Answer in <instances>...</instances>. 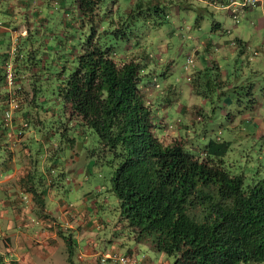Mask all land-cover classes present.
Masks as SVG:
<instances>
[{
	"label": "trees",
	"instance_id": "16d2710c",
	"mask_svg": "<svg viewBox=\"0 0 264 264\" xmlns=\"http://www.w3.org/2000/svg\"><path fill=\"white\" fill-rule=\"evenodd\" d=\"M105 3L104 0H71L69 7L65 6V0L38 3L40 11L45 6L51 11L57 4L55 36L61 37L57 36L54 44L40 37L42 16L39 22L27 21V32L19 36L12 53L10 43L7 51H3L0 110L9 97V87L2 85L4 65L10 58L17 69L11 91L19 96V106L26 110L36 131L44 128L49 115H58L55 128L49 131L51 147H43L34 133L28 136L34 167L21 183L33 195L36 203L33 212L52 216L44 209L48 208L45 197L53 189L61 191L67 178L65 163L57 176H51L52 151L56 153L64 146L71 148L80 140L79 152L93 156L95 164L103 166V171L106 169L105 190L116 199V204L112 201L108 206L109 196L100 203L92 190L83 193L91 199L89 214L101 219L95 228L101 232L97 236L101 234L105 238L103 250H115L131 239L155 251L158 261V257H165L163 264H264V175L256 170L248 176L227 156L231 140L206 133L212 108H202V120L190 126L192 132L183 129L170 140L160 138L155 133L159 124L153 115L154 104L143 86L152 77L159 79L166 75L164 64L158 59L154 61L145 45L129 52L122 48L128 41L132 45L138 43L137 22L151 9L160 16L166 2L130 0L124 6L126 12ZM238 45L243 48L242 44ZM209 72L213 74L208 82L212 79L214 88L223 92L220 89L226 81L218 80L221 73L214 65L193 74L190 82L196 96L207 97L201 94L200 83ZM18 73H30L27 76L30 90L23 77L16 79ZM241 87L246 88L243 93L246 103L238 98L243 106L237 109L240 116L252 110L257 102L252 93L253 82ZM1 127L0 123V131ZM55 131L64 140L59 142L53 137ZM259 137H264V131ZM3 149L0 144V151ZM58 163L54 162L56 166ZM55 177L59 180L57 185ZM48 178L51 190L46 193ZM65 237L67 242L72 241L70 234ZM134 248L126 251L136 255ZM145 263L154 264L147 253L141 264ZM0 264H6L1 252Z\"/></svg>",
	"mask_w": 264,
	"mask_h": 264
},
{
	"label": "rangeland",
	"instance_id": "374dc122",
	"mask_svg": "<svg viewBox=\"0 0 264 264\" xmlns=\"http://www.w3.org/2000/svg\"><path fill=\"white\" fill-rule=\"evenodd\" d=\"M104 1L106 2L105 4L110 5L112 9H117V7H119L121 11L125 12L127 11V9H124V6L130 2V0H116L119 3L118 4L115 0ZM163 1L166 2V5L164 7V12H161L160 16H158V14L153 11V9H151L145 15L146 17H141L137 22L135 27V29H137L135 31V34L137 36L135 37L138 39L139 44L137 43L136 45H132L130 41L122 44V48L126 52H129L130 49H134L135 47L138 48L145 45L147 47V50H149L150 56L154 58V61L156 59L162 61L166 58H169L173 61H171L173 63V67L171 66L173 68H171L172 72L167 71L168 64L165 61L163 68L164 70H166L165 72L168 73H166L165 76L156 79L158 85H154V83L151 81L143 86L144 90L149 92L148 98L154 104L153 106L155 111L153 112V115L156 119V122H158L159 124V128L155 129V133L158 134L163 140H170L174 136L178 135L179 130L184 129L187 130V132H192L190 126L194 122L202 120V108H212L211 117L206 122V133L220 134L224 138H229L231 140L230 149L227 153V156L229 155L232 163L235 164L237 168L241 167L242 169H244L245 173L248 176L253 175L256 170L260 171V174L264 175V137H259V135H261L262 133L260 130L257 131L256 124L250 118H243L237 112V109L243 107L242 104H240V102L238 101V98L240 97L244 99L245 94L243 93L246 88H242L239 85L227 88L225 87V84H223L222 89H220L223 92L219 93L218 88H214L212 79L210 80L211 82H208L211 75L213 74L209 72V76L206 77L205 75H203L204 77L201 78L200 92L201 94L207 95L206 100L203 101V96L194 95L191 88L188 89L186 85V83L191 81L192 79L194 73L192 71V67L195 66V63L197 65L204 64L205 62H207L208 58L212 57L218 60L221 68L228 69V71L230 72V76L233 74H237V78L242 77V79H249L250 83L253 82L252 93L254 94L256 101L259 102L264 109V44L261 45V37L264 34V24L261 16H264V6L263 8L256 7L252 12L247 13L246 16H241L240 22L238 24L243 37L248 41V43L252 44L253 46H260L258 48L259 50L256 52V54H254L253 49L255 48H251V51L248 50V56L243 54V56L235 55L234 57H232L229 55L223 56L225 55L223 54L224 52L220 49L215 48L214 43H212L210 51L199 49V51L196 53L194 52L196 50V48L194 47L193 52L186 54L187 52L191 51V47L195 43L192 38L187 37V34L189 33H192V35L195 36L198 41L205 39L219 41L221 37L228 39L229 36L235 35L236 25L233 24L232 17L226 11L215 8L211 5H206L202 1V3H194V6L189 5L188 7L183 6L182 2L180 1L179 3L177 0H173L172 3H169L170 0ZM46 3H49V1H46ZM70 5L71 0H65V6L69 7ZM177 5L179 6V8L176 7ZM56 7L57 4L53 5L51 7V11H49L50 7L48 8L47 6L42 7L40 11L38 3L29 5L27 7L24 6V9L19 8V6L15 7V13L19 14V21L10 25L11 29L15 31L13 32L15 35L13 38H11V40L7 36L5 39H3L2 42H0V53L3 50L7 51L9 43L11 44L9 50L11 51L10 53H12L15 44H17V42L20 40L19 36H25V33L27 32V21H29L30 23V19H33L34 22H39L40 19H42V16L44 18L42 20L43 26L40 37L45 39L48 38L49 43L54 44V39L61 37L60 34H57L55 36V34L57 33L56 28L58 23L57 21L55 22L56 18H54L56 17L55 15H57L55 14L57 11ZM126 8H128V6ZM61 12L62 10L60 9V14H58L59 17L62 16ZM3 17L4 16L0 14V19ZM63 17L65 20V18H67V14L64 13ZM197 19L198 22H196ZM147 20H150L152 23L149 25L148 23H146ZM215 20L220 21L222 27H220V29L217 31H212L211 25ZM252 20L254 23L252 22ZM158 21L159 23H157ZM258 22L262 27L260 29L256 28V24ZM196 24H198L199 26H196ZM190 26L191 29H189ZM225 28H230L231 31L226 32ZM53 36L54 38H51ZM258 53V58L254 57ZM189 55L193 56L192 62L187 61V56ZM250 56L251 58L249 59ZM254 58L259 59L257 64L261 68L259 72H253V70L251 69V67L253 66H250L249 68L247 67L248 61H250L249 65L254 64ZM1 59H3V56L0 55V61ZM8 59V63L11 64V71L13 74L14 70L17 69L13 68L14 61H11L10 58ZM260 59H263V61H260ZM241 70H244L245 74H242ZM29 74L30 73H26L23 75L21 73H18L16 75V79H18V76H21V78L23 77V79L25 80V85L28 86L30 79H28L27 76ZM167 74H169V76H167ZM14 79L15 77L13 74V80ZM169 82L174 84V86H169ZM6 86L9 87L10 90L8 102L4 104L3 109L0 110V123L2 124V131H0L2 132V135H0V144L5 149H3V151H0V204L7 194L5 191H7V188H10L11 191H15V189L16 191H23V193H25V197L22 195L23 201L28 206L30 202L36 205V203H34L32 199L33 195L31 194V192L25 190V186L21 183V179L26 178L29 170L34 167L31 161V155H29V150L32 151V149L28 148V136L34 133V136L36 138H40L39 140L42 143L43 147H51L52 137H50L49 139V134L51 133L49 131L55 128L54 124L58 122V115H49L44 128L40 132H37L36 128L32 126L26 110L22 109L21 106H19V96L13 94L14 91H11V84H9L5 78L2 88ZM27 89H29V86ZM27 94L28 99H31V91H28ZM168 96L171 97L167 99ZM46 97L49 98L48 93L46 94ZM243 103H246L245 99ZM14 104H16L15 107L13 106ZM8 109L11 112V117L9 120H7L5 116L6 110ZM35 109L33 114L37 113V110ZM226 111H230V115H226ZM262 115H264V113ZM52 136L56 137L59 142H61V139L64 140V137H62V135L58 131H55ZM62 142L64 143L65 141ZM80 142V140H77L71 148L65 146L64 148L61 147L56 153L52 151L53 155L51 157V161L53 162V168H51V176H53V174L54 176H57L58 171L62 169L65 163V169H63L67 172V178L64 181L65 183L63 184L65 186L64 188H61L60 193H54L56 192V189L50 191V179L48 178L47 182L49 187L45 188L46 193L48 190L54 193V197H59L58 200L62 199V201H64L65 203L74 205L83 200V193H86L85 191L92 190L93 193L97 194V196H93V199L96 196V198L100 202L102 199H106V197L109 196V200L107 199V203H109L108 206L113 203L112 201H114V204H116L114 195L110 193L108 195L107 191L105 190L106 185L104 181H106V178L104 175L106 169L104 171L101 170V167L102 169H104V167H98L97 164H95V158L93 156L90 157L89 155L83 154V152H79ZM78 155L80 157H78ZM74 159L75 161H73ZM14 161H16L17 166L21 165L22 169H26V172L24 171V173L22 174L23 176L21 175L22 177H15L14 172L8 171V165H10L11 168V165L14 164ZM17 161H20L19 164ZM54 162L56 164L59 162L60 164L58 163V166H56ZM82 166H85L83 168L84 170L79 171ZM86 173L87 176H89V179L87 180H85V177L87 176H84V174ZM56 178L57 177H55L54 180L55 185H57L56 182L59 181ZM74 180L81 181V184L78 187H75ZM50 192H48L45 198L48 203V209L52 211L56 207L57 200L55 198L51 199V195L49 194ZM27 193H30L31 197H29ZM90 200V198L86 199L85 203H88L89 205V203L91 202ZM70 204H65V207L67 209H70L71 207H73V205ZM89 206H91V204ZM85 210V212H87V208H85ZM89 210H91V208ZM31 212L33 213V216L36 215L42 219H46L47 217L46 216L44 218L43 216H41V212H39V214H36L37 212ZM89 213L90 211L88 212V214ZM58 214L60 213H56L55 216L57 217ZM52 216H49L50 218L46 219L47 221L44 220V226L48 225L47 223L50 221V219H53ZM87 217L90 219L88 220ZM87 217H83V222L87 220L89 225H91L89 232H85L86 230L82 228L81 223L76 221V224H80L78 226L74 224L78 229V232L71 231L69 233L67 231L65 233V235L70 234V238L71 236H75V238L72 237L70 239L72 241L67 242L65 235H61V237H59L60 239H58L57 243L55 244L56 241L54 242V240H51L50 238L46 239L48 240L47 243H41L42 238L39 235V231L37 232L20 230L14 223L12 225H6V218L7 220H9L10 217L6 215L3 217L1 216L0 212V252L2 253V257L5 260V263L18 264L20 261V257H29V255L33 257L34 254H41L40 256H42V246L50 249V251L48 252L47 256H44L42 258L39 264H65L69 258H73V260L76 261L77 257L81 254V247L85 245V240L82 237L77 239V233L79 236H82L85 233L96 236L99 232L95 227L100 224L101 219L97 216H93V214H89ZM35 222L28 221L30 229L33 230L36 227H39L40 230L41 225L35 224ZM50 229L53 228L51 227ZM50 229L47 231L48 234H51L52 230L50 231ZM24 239L26 240V242L24 241ZM99 239L105 240V238L101 234L99 235ZM125 241L126 242L124 243V245H121L115 250H100L96 254L98 256L100 252L104 251H126L127 248L135 247L134 249L136 252L138 264H141L142 259L146 253L154 261V264H157L159 261L160 264H163V262L166 261L165 257L163 256L161 258L158 257V261L156 252L142 242L136 243L131 239H126ZM25 244H28L29 249L31 246H34V248L38 247L39 251L33 252V254H31L30 250H28L27 248V245L26 248H24ZM10 252L14 254L16 259H12L9 257L8 253ZM99 264L103 263L100 262ZM104 264L116 263L113 261H105Z\"/></svg>",
	"mask_w": 264,
	"mask_h": 264
},
{
	"label": "crops",
	"instance_id": "0c3cea01",
	"mask_svg": "<svg viewBox=\"0 0 264 264\" xmlns=\"http://www.w3.org/2000/svg\"><path fill=\"white\" fill-rule=\"evenodd\" d=\"M44 1L45 2L49 1L50 4L57 2V0H0V14L4 16L3 18L0 19V22L2 23L0 25V42H2L3 39H5L7 36L11 40V38H13L15 35L13 33L15 31L12 30L11 26H10L12 23H17L19 21L18 20L19 14L15 13V10H14L15 7L19 6V8L24 9V6L27 7L29 5H34L35 3L36 4L42 3ZM180 1L182 2V5L185 7H188L189 5L194 6L195 5L194 3H197V4L202 3L199 0H178L179 3H180ZM176 7L179 8L178 5ZM254 8H256V7H254ZM254 8L248 10L246 12V14L249 12H252ZM261 8H263V6ZM246 14H245V16H246ZM261 18H262V21L264 24V16H261ZM196 22H198V19L196 20ZM252 22H253V20H252ZM196 26H199V25L196 24ZM256 26H257L256 27L257 29L262 28L261 24L259 22L256 24ZM220 27H222L221 22L217 21V20H215L211 25L212 31H217L220 29ZM189 29H191V26L189 27ZM235 29H236L235 35L229 36L228 39L221 37L222 39L220 38L219 41H213L211 39H205V40H199L198 41L197 38L192 35V33L187 34V37L192 38L195 41V43H194V45H192V47H191L192 49L190 48L191 51L187 52L186 54L193 52L194 47L196 48V50L194 51L196 53L199 51V49H204V50L210 51L212 43H214L215 48L220 49L224 52L223 54H225V55H223V56L229 55V56L234 57L235 55H242L243 56V54L248 56L249 51H251L250 50L251 48H255L256 52L259 50L258 48L260 46H258V45L253 46L252 44L248 43V41L243 37L241 30L239 29L238 25H236ZM232 40H235V42H237L238 44L239 43L242 44L243 48L238 47L239 45L237 43L233 44L231 42ZM261 43H262L261 45L264 44V34L261 37ZM3 51L1 52L2 56H4ZM254 54H256V53H254ZM258 56H259V53L257 55H255L254 57L258 58ZM250 58H251V56L249 57V59ZM168 59L169 58H166L165 60H162L160 62L164 64L166 61V63L168 64L167 71L172 72V69H173L172 68L173 67L172 62L173 61L171 59H169V60ZM258 60L259 59L254 58V64L253 65H249L250 61L247 60L248 61L247 67L249 68L250 66H253V67H251L253 72H259L261 70V68H260V66L257 65ZM260 61H263V59H260ZM214 65H217L219 67V71L221 73L220 78L218 80L219 81L225 80L226 83H224V84H225V87H227V88L234 87L236 85H239L241 87V86H244L245 84L250 82L249 79H242V77L237 78V74H233L230 76V72L228 71V69L221 68L218 60H216L212 57L208 58L207 62H205L204 64L197 65L195 63V66L192 67V71L194 72L193 74L199 73V71L201 69H203L204 67H211ZM241 73L245 74V71L241 70ZM167 76H169V74H167ZM192 77L194 78V75ZM171 85L174 86V84H172V83H171ZM186 85H187L188 89L192 88L190 85V81L187 82ZM205 100H206V97L203 98V101H205ZM263 113H264L263 107L261 106V104L259 102H256V105L254 106V108L252 110H248V111L244 112L241 116L243 118H250L256 124L257 131L260 130L262 133L264 131V115H262ZM17 162L19 164L20 161H17ZM8 166H9L8 171L14 172L15 177H22L23 176L22 174L24 173V171L26 172V169L25 170L22 169L21 165L17 166L16 161H14V164L11 165V168H10V165H8ZM74 182H75V185H74L75 187H78L81 184L80 181L74 180ZM5 192L7 194L3 198V201L0 204L1 205L0 212H1V216L4 217L6 215V216L10 217L9 220H7V218H6V225H9V224L12 225L14 223L17 225L18 229H20V230L37 231V232L39 231V235L42 238L41 243H47L48 240H46V239L50 238L51 240H54V242L56 241L55 242V244H56L58 239H60L59 237H61V235H63V234L65 235V233L67 231L69 233L71 231L78 232V229L76 228V226L80 225L79 223H81L82 228L86 230L85 232H89L91 225H89L87 220L85 221L86 224H85V222H83V220H84L83 217L85 218L89 215L88 210L90 209V206L88 205V203H85V199H87L85 195L83 196V200L81 202H79L78 204H74L73 207H71L70 209H67L65 207L64 203H61L62 200L61 199L58 200L59 197H57V196L54 197V195H53L54 193H60V191L59 192L56 191L54 193L50 192L49 194L51 195V199L55 198L57 200V202H56V207L52 211L50 209H48L47 207L44 208V209L49 210L52 213V215H54L53 216L54 218L50 219V221L47 223L48 225L44 226L43 225L44 220H46L50 217H46V219H42L36 215L33 216V213L31 211L34 210L35 205L32 204V202L29 203V206L27 204H24L22 195L25 197V193H23V191H21V190L16 191V189H15V191L14 190L11 191L10 188H7V191H5ZM27 194L29 195V197H31L32 193L31 194L27 193ZM85 208H87V212H85L86 211ZM58 212L60 214H58L56 217L55 215ZM24 216H27V217L24 218ZM33 217H35V219H37L38 221L35 222V219L34 220L32 219ZM87 219L89 220L90 218L87 217ZM28 221H30V222L34 221L35 224H38V225L40 224L41 229L39 230V227H36L35 229L31 230L29 227L30 225L28 224ZM76 221L79 223L76 224ZM51 227L53 229H50ZM48 228L50 229V231L52 230L51 234L47 233V231L49 230ZM77 236H78L77 239L82 237L85 240L84 241L85 245H83V247L80 246L81 251H80V249H79V251L81 252V254H80V256L77 257L76 261L73 260V258H71V259L69 258L65 264H99L100 262H99V260H97L98 256L96 253L99 252L100 250H103L102 246H103V242H104L103 240L104 239H99V237L97 235L92 236L89 233H85L82 236H79L77 233ZM72 237L75 238V236H72ZM24 241L26 242L25 239H24ZM114 242H115V240H114ZM62 244H64V243H62ZM113 244H115V243H113ZM26 245H27L28 250H30L31 254H33V252L39 251L38 250L39 248L38 247L34 248V246H31L29 249L28 244H25L24 248H26ZM41 251L40 252L43 253L42 256H40L41 254H37V255L34 254L33 257L31 255H29V257H20V261L18 264H25V263L39 264L41 262L42 258L44 256L48 255V252L50 251V249L42 246ZM8 254H9L10 258L16 259L13 253L10 252ZM159 258H161V257H159Z\"/></svg>",
	"mask_w": 264,
	"mask_h": 264
},
{
	"label": "built area",
	"instance_id": "2783aa9c",
	"mask_svg": "<svg viewBox=\"0 0 264 264\" xmlns=\"http://www.w3.org/2000/svg\"><path fill=\"white\" fill-rule=\"evenodd\" d=\"M206 5H211L215 8L222 9L226 11L231 17L234 25H238L240 22V17L244 16L246 12L254 7L264 6V0H200ZM2 23L0 22V25ZM226 32H230V28H225ZM233 44H236L235 40L231 41ZM253 52L256 53V49H253ZM187 61L192 62L193 56H187ZM5 68V78L9 84L13 80V74L11 71V64L6 63ZM189 78V77H188ZM152 82L154 85H158L156 78L154 77ZM14 107L16 104L13 105ZM6 119L9 120L11 117L10 110H6L5 113ZM99 262L104 263L105 261H113L116 264H138L136 255L128 251H104L98 254Z\"/></svg>",
	"mask_w": 264,
	"mask_h": 264
}]
</instances>
